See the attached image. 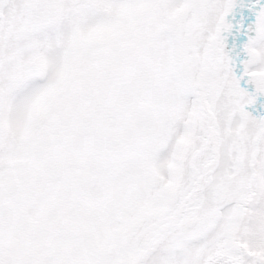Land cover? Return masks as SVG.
Wrapping results in <instances>:
<instances>
[{"label":"snow or ice","instance_id":"1","mask_svg":"<svg viewBox=\"0 0 264 264\" xmlns=\"http://www.w3.org/2000/svg\"><path fill=\"white\" fill-rule=\"evenodd\" d=\"M0 264H264V0H0Z\"/></svg>","mask_w":264,"mask_h":264}]
</instances>
